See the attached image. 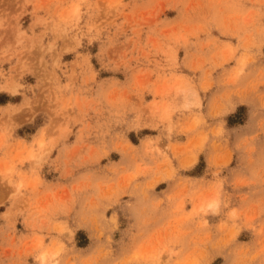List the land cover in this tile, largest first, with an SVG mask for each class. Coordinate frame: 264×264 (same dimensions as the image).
<instances>
[{
	"label": "clouds",
	"instance_id": "9594fccd",
	"mask_svg": "<svg viewBox=\"0 0 264 264\" xmlns=\"http://www.w3.org/2000/svg\"><path fill=\"white\" fill-rule=\"evenodd\" d=\"M0 264H264V0H0Z\"/></svg>",
	"mask_w": 264,
	"mask_h": 264
},
{
	"label": "rangeland",
	"instance_id": "374dc122",
	"mask_svg": "<svg viewBox=\"0 0 264 264\" xmlns=\"http://www.w3.org/2000/svg\"><path fill=\"white\" fill-rule=\"evenodd\" d=\"M244 111H245V109L242 107L239 110V113L235 117H230L229 118L230 124H234L236 122H242V116H243ZM201 167H203V164L201 165Z\"/></svg>",
	"mask_w": 264,
	"mask_h": 264
}]
</instances>
